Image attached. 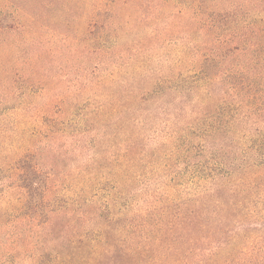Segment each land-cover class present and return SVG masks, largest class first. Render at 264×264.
<instances>
[{
	"label": "trees",
	"instance_id": "trees-1",
	"mask_svg": "<svg viewBox=\"0 0 264 264\" xmlns=\"http://www.w3.org/2000/svg\"><path fill=\"white\" fill-rule=\"evenodd\" d=\"M115 249L264 264V0H0V264Z\"/></svg>",
	"mask_w": 264,
	"mask_h": 264
},
{
	"label": "rangeland",
	"instance_id": "rangeland-1",
	"mask_svg": "<svg viewBox=\"0 0 264 264\" xmlns=\"http://www.w3.org/2000/svg\"><path fill=\"white\" fill-rule=\"evenodd\" d=\"M75 62H79L78 60H75ZM54 64L57 65V63L54 62ZM105 67V66H103ZM39 103H41V100H39ZM83 158H87L86 155L84 156H77L75 155L74 157H70L69 160H67V162L65 163V165L67 164L68 167H71V168H75L76 164H77V161H79L80 159H83ZM59 248H62L63 252L66 254V253H72L73 249L72 247H67L66 249H64V247L60 244ZM118 249V247H117ZM101 264H126V258L125 256L122 255V253L120 254V252L116 249L114 251V254H111V255H107L106 258L103 259V261L101 262Z\"/></svg>",
	"mask_w": 264,
	"mask_h": 264
}]
</instances>
